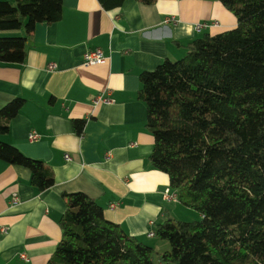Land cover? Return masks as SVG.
<instances>
[{
  "label": "crops",
  "instance_id": "crops-1",
  "mask_svg": "<svg viewBox=\"0 0 264 264\" xmlns=\"http://www.w3.org/2000/svg\"><path fill=\"white\" fill-rule=\"evenodd\" d=\"M200 22L208 26L197 31ZM235 25L236 17L219 0H124L111 9L99 0H62L60 20L35 25L24 61H0V108L23 99L0 142L48 165L54 183L39 190L27 167L0 159V264L48 263L61 238L62 193H85L107 220L157 252L169 243L149 232L165 214L176 220L201 217L178 199L164 198L169 178L149 159L154 139L137 97L139 75L165 58L183 57L184 45L203 33ZM95 49L104 62L84 64L83 54ZM99 95L110 101L96 103ZM75 120L83 121L80 132ZM32 132L37 139H29ZM155 264L163 263L155 258Z\"/></svg>",
  "mask_w": 264,
  "mask_h": 264
},
{
  "label": "trees",
  "instance_id": "trees-1",
  "mask_svg": "<svg viewBox=\"0 0 264 264\" xmlns=\"http://www.w3.org/2000/svg\"><path fill=\"white\" fill-rule=\"evenodd\" d=\"M106 9L124 0H99ZM153 3L155 0H138ZM236 17L228 30L203 33L179 59L142 71L137 97L154 139L149 159L165 172L194 220L165 217L154 234L169 243L157 252L103 216L82 192L62 193L61 238L47 264H264V0H219ZM62 0H0V61L22 63L37 23L61 19ZM0 108V133L20 110ZM77 132L82 120L73 122ZM0 159L27 167L39 190L53 170L0 142Z\"/></svg>",
  "mask_w": 264,
  "mask_h": 264
},
{
  "label": "built area",
  "instance_id": "built-area-1",
  "mask_svg": "<svg viewBox=\"0 0 264 264\" xmlns=\"http://www.w3.org/2000/svg\"><path fill=\"white\" fill-rule=\"evenodd\" d=\"M216 24V22H214ZM207 23L206 22H200V23H197L195 25V29L197 31H201L203 29H205L207 27ZM105 60V56L103 54V52L100 50V49H95L93 51H86L84 54H83V63L86 64V65H95V64H99V63H102L104 62ZM54 64L50 63L49 64V68H54ZM95 101L96 103L97 102H109L110 101V98L109 97H106L104 95H99L95 98ZM38 135L35 133V132H32L29 134V139L30 140H34V139H37ZM66 159H68L67 155H65ZM164 198L165 200L167 201H174V200H177L178 199V196H177V193L175 191H172L170 188H166L165 191H164ZM12 201L15 202L17 200V197L16 195H13L12 196ZM114 204H112L111 206H113ZM154 235V232L151 231L149 232V236H152ZM24 261H28V257L21 253L19 255Z\"/></svg>",
  "mask_w": 264,
  "mask_h": 264
}]
</instances>
